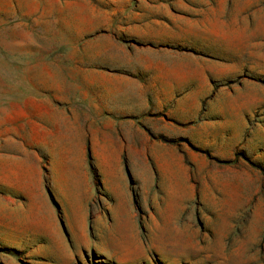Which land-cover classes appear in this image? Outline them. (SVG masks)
Wrapping results in <instances>:
<instances>
[{
	"label": "rangeland",
	"instance_id": "1",
	"mask_svg": "<svg viewBox=\"0 0 264 264\" xmlns=\"http://www.w3.org/2000/svg\"><path fill=\"white\" fill-rule=\"evenodd\" d=\"M0 264H264V0H0Z\"/></svg>",
	"mask_w": 264,
	"mask_h": 264
}]
</instances>
